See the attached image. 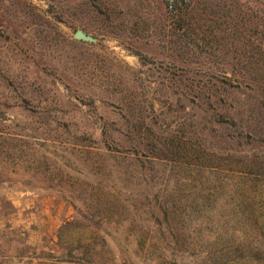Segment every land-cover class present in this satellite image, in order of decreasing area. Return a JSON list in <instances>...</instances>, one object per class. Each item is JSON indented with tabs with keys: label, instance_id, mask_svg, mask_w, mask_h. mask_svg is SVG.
Listing matches in <instances>:
<instances>
[{
	"label": "rangeland",
	"instance_id": "obj_1",
	"mask_svg": "<svg viewBox=\"0 0 264 264\" xmlns=\"http://www.w3.org/2000/svg\"><path fill=\"white\" fill-rule=\"evenodd\" d=\"M170 1L0 0V264H260L264 0Z\"/></svg>",
	"mask_w": 264,
	"mask_h": 264
},
{
	"label": "trees",
	"instance_id": "obj_2",
	"mask_svg": "<svg viewBox=\"0 0 264 264\" xmlns=\"http://www.w3.org/2000/svg\"><path fill=\"white\" fill-rule=\"evenodd\" d=\"M186 0H171L170 1V9L172 8V11L174 13V16L176 17V20L179 24V31H182L184 34H194V30L199 26V20L198 18L193 15V14H189L187 12V10L185 8L182 7V5L184 4ZM225 2V1H224ZM217 101H215L216 103ZM70 223H67L66 225L60 227V229L58 230V242L62 239L63 237V231L64 229H66V226H69ZM105 234H107L109 236V233L104 231ZM113 240L116 241L115 238H113ZM117 247L121 253V255L124 257L126 256V254L124 253V248L122 245H120L119 243H116ZM70 251L68 250V254L70 256ZM235 253L240 255L242 258L245 257H250L252 258L256 263H260L262 262V264H264V243H256L255 246H251L247 249H244L242 247H236L235 248ZM64 256V257H66ZM126 259V258H125ZM47 261H49V259H46ZM49 264V263H46ZM125 264H131L130 260L125 261Z\"/></svg>",
	"mask_w": 264,
	"mask_h": 264
},
{
	"label": "crops",
	"instance_id": "obj_3",
	"mask_svg": "<svg viewBox=\"0 0 264 264\" xmlns=\"http://www.w3.org/2000/svg\"><path fill=\"white\" fill-rule=\"evenodd\" d=\"M40 204H41V208L40 207H38V208L41 209L42 212H44V214L47 216V218H46L47 222L46 223L52 222V221H50V220H52V216L57 218L58 213L59 214L61 213L60 211H58L59 209L55 210V208L53 206L46 204L45 201L43 203V199L40 200L39 206H40ZM54 228L57 229L58 226L57 227L55 226Z\"/></svg>",
	"mask_w": 264,
	"mask_h": 264
},
{
	"label": "water",
	"instance_id": "obj_4",
	"mask_svg": "<svg viewBox=\"0 0 264 264\" xmlns=\"http://www.w3.org/2000/svg\"><path fill=\"white\" fill-rule=\"evenodd\" d=\"M72 38L75 41L82 42V43H88V44H95L96 40L92 38L91 36L87 35L82 30H76L73 34Z\"/></svg>",
	"mask_w": 264,
	"mask_h": 264
}]
</instances>
